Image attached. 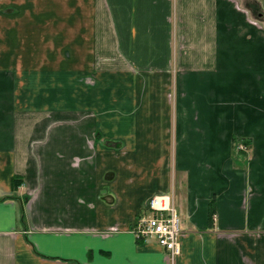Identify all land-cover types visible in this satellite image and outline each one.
I'll use <instances>...</instances> for the list:
<instances>
[{"label":"crops","instance_id":"crops-1","mask_svg":"<svg viewBox=\"0 0 264 264\" xmlns=\"http://www.w3.org/2000/svg\"><path fill=\"white\" fill-rule=\"evenodd\" d=\"M0 264H264V0H0Z\"/></svg>","mask_w":264,"mask_h":264},{"label":"built area","instance_id":"built-area-1","mask_svg":"<svg viewBox=\"0 0 264 264\" xmlns=\"http://www.w3.org/2000/svg\"><path fill=\"white\" fill-rule=\"evenodd\" d=\"M130 230L139 239L155 240L171 256L180 253V217L168 195H154L149 201L148 212L138 215Z\"/></svg>","mask_w":264,"mask_h":264},{"label":"trees","instance_id":"trees-1","mask_svg":"<svg viewBox=\"0 0 264 264\" xmlns=\"http://www.w3.org/2000/svg\"><path fill=\"white\" fill-rule=\"evenodd\" d=\"M19 184V183H18ZM18 184H16V185H18Z\"/></svg>","mask_w":264,"mask_h":264}]
</instances>
